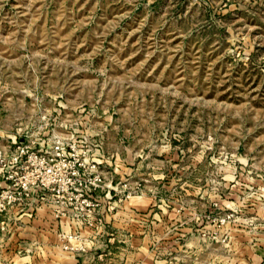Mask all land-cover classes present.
Masks as SVG:
<instances>
[{
  "label": "rangeland",
  "instance_id": "374dc122",
  "mask_svg": "<svg viewBox=\"0 0 264 264\" xmlns=\"http://www.w3.org/2000/svg\"><path fill=\"white\" fill-rule=\"evenodd\" d=\"M58 137L109 193L17 211L31 264H264V0H0V151Z\"/></svg>",
  "mask_w": 264,
  "mask_h": 264
},
{
  "label": "built area",
  "instance_id": "2783aa9c",
  "mask_svg": "<svg viewBox=\"0 0 264 264\" xmlns=\"http://www.w3.org/2000/svg\"><path fill=\"white\" fill-rule=\"evenodd\" d=\"M99 163L89 155L87 144L73 138L58 137L37 147L17 143L6 153L0 151V232L8 231L17 211L25 208L30 215L36 204L46 210L55 226L63 222L84 227L101 224L96 193L109 190ZM122 190H127L125 183ZM130 193L126 191L124 198ZM79 237L75 230L60 232V245L71 248L70 242ZM79 248L84 249L82 245Z\"/></svg>",
  "mask_w": 264,
  "mask_h": 264
},
{
  "label": "crops",
  "instance_id": "0c3cea01",
  "mask_svg": "<svg viewBox=\"0 0 264 264\" xmlns=\"http://www.w3.org/2000/svg\"><path fill=\"white\" fill-rule=\"evenodd\" d=\"M127 209L129 210V207ZM130 210L133 211V209ZM24 214L20 213L19 216ZM44 217L50 219L46 212H44ZM14 229L11 225L8 231L0 232V264H31L34 259L33 253H30L31 244L26 243V245L21 246L18 242L11 241L10 238L14 236ZM22 251L23 254H20Z\"/></svg>",
  "mask_w": 264,
  "mask_h": 264
}]
</instances>
